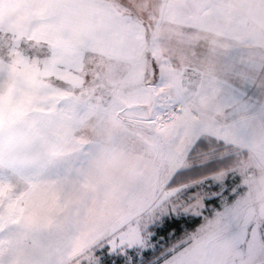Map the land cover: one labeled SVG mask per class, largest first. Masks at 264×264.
<instances>
[{
    "label": "snow or ice",
    "instance_id": "obj_1",
    "mask_svg": "<svg viewBox=\"0 0 264 264\" xmlns=\"http://www.w3.org/2000/svg\"><path fill=\"white\" fill-rule=\"evenodd\" d=\"M0 264H264V0H0Z\"/></svg>",
    "mask_w": 264,
    "mask_h": 264
}]
</instances>
